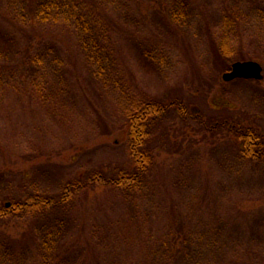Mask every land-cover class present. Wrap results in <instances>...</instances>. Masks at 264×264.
<instances>
[{
    "label": "rangeland",
    "instance_id": "obj_1",
    "mask_svg": "<svg viewBox=\"0 0 264 264\" xmlns=\"http://www.w3.org/2000/svg\"><path fill=\"white\" fill-rule=\"evenodd\" d=\"M7 1L0 211L31 195L57 198L97 170L133 169L128 100L174 105L153 127L140 187L94 185L54 211L0 215V264H264V160L242 157L227 128L264 140V0H101L109 38L82 32V41L62 23L12 20ZM29 39L51 43L63 63L56 79L45 56L43 99L21 63ZM224 42L236 52L222 55ZM237 61L258 62L263 79L224 81ZM53 227L59 239L41 243Z\"/></svg>",
    "mask_w": 264,
    "mask_h": 264
},
{
    "label": "trees",
    "instance_id": "obj_2",
    "mask_svg": "<svg viewBox=\"0 0 264 264\" xmlns=\"http://www.w3.org/2000/svg\"><path fill=\"white\" fill-rule=\"evenodd\" d=\"M103 1L99 0H8V9L12 20H16L21 24L31 22L37 23H62L68 28L71 27L77 32L79 41L83 40L82 32L88 35H100L104 39L109 38V31L107 24H103L99 19ZM185 3L181 14L187 15L190 10ZM109 29V30H108ZM95 31V32H94ZM29 39L26 41L25 49L22 51L21 63L28 62V66L34 69V75L29 81V85L33 92L39 98H44V88L41 86L42 82L48 80L47 74L49 67L44 66L43 60L48 56L47 62L54 68L53 74L64 78L63 73L58 74L56 71V63L59 60L63 65L61 58L55 52L51 43L43 44ZM224 42L219 50L222 55L230 56L236 51ZM41 44H43L41 46ZM37 45V46H36ZM41 46V47H40ZM35 47V48H34ZM34 49V50H33ZM219 53V52H218ZM50 68V69H51ZM1 77V74H0ZM11 74L9 79H13L11 84L13 86L18 83ZM20 82V81H19ZM174 103L163 105L153 100H146L144 98H132L128 100V106L124 108V114L128 121V149L133 163V169L124 170L117 169L113 175H108L99 170L91 173L88 179L75 180L68 182L63 193L55 198L45 195H31L24 201H16L11 207L0 211V215L6 213L12 214H28L35 216L36 214H44L46 211H54L55 208L61 207L67 201H70L76 193L88 189L92 186L100 185L107 186L119 191L136 190L141 186V182L145 179L153 162V152L150 150L151 136L153 127L157 120L168 111L169 107ZM180 116H183L187 111L184 106H178ZM227 128L234 133L239 141V151L242 157L256 160H264V140L260 134L246 127L243 128L239 124H228ZM49 232L44 230L41 243L59 239L60 227H53ZM47 249V248H46Z\"/></svg>",
    "mask_w": 264,
    "mask_h": 264
},
{
    "label": "water",
    "instance_id": "obj_3",
    "mask_svg": "<svg viewBox=\"0 0 264 264\" xmlns=\"http://www.w3.org/2000/svg\"><path fill=\"white\" fill-rule=\"evenodd\" d=\"M222 79L226 82L235 79H263V68L255 61H237L231 65L229 71L225 72Z\"/></svg>",
    "mask_w": 264,
    "mask_h": 264
}]
</instances>
